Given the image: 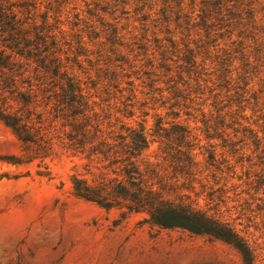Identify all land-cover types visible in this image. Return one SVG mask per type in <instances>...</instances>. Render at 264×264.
Listing matches in <instances>:
<instances>
[{"label": "rangeland", "instance_id": "rangeland-1", "mask_svg": "<svg viewBox=\"0 0 264 264\" xmlns=\"http://www.w3.org/2000/svg\"><path fill=\"white\" fill-rule=\"evenodd\" d=\"M58 15L66 40L84 43L73 68L93 100H109L111 113L147 134L161 122L171 137H149L153 160L168 145L173 166L183 161L172 126L186 128L197 167L183 191L241 230L264 264V0H67ZM128 97L133 116L124 118L115 111ZM20 152L0 121V264H244L220 240L159 229L141 214L116 224L118 210L72 194L77 158L15 163Z\"/></svg>", "mask_w": 264, "mask_h": 264}, {"label": "trees", "instance_id": "trees-1", "mask_svg": "<svg viewBox=\"0 0 264 264\" xmlns=\"http://www.w3.org/2000/svg\"><path fill=\"white\" fill-rule=\"evenodd\" d=\"M45 1L42 12V0H0V121L21 144L15 163L44 162L59 153L69 154L79 161L69 179L72 194L118 210L116 224L141 214L142 222L159 229L220 240L237 250L244 264H254L255 250L243 232L199 207L183 191L189 189L188 182L193 183L197 167L190 132L172 126L174 140L186 148L183 161L173 166L168 145L161 162L151 159L149 137L169 139L171 132L157 122L152 134H147L142 124L123 122L111 113L109 100H93L87 81H81L73 68L86 52L81 36L73 34L67 41L60 28L58 13L67 0ZM116 34L114 28L106 37L112 46ZM186 62L194 67L192 58ZM110 74L107 85L118 88L117 75ZM127 101L129 97L122 102L123 109L115 111L124 118L133 116ZM208 162L224 173L215 166L214 154L208 155Z\"/></svg>", "mask_w": 264, "mask_h": 264}]
</instances>
